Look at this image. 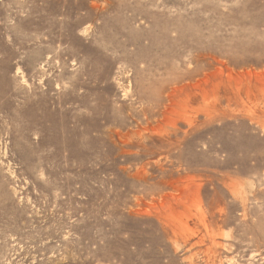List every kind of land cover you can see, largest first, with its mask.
Segmentation results:
<instances>
[{
  "label": "rangeland",
  "instance_id": "obj_1",
  "mask_svg": "<svg viewBox=\"0 0 264 264\" xmlns=\"http://www.w3.org/2000/svg\"><path fill=\"white\" fill-rule=\"evenodd\" d=\"M258 1L0 0V264H264Z\"/></svg>",
  "mask_w": 264,
  "mask_h": 264
},
{
  "label": "bare ground",
  "instance_id": "obj_2",
  "mask_svg": "<svg viewBox=\"0 0 264 264\" xmlns=\"http://www.w3.org/2000/svg\"><path fill=\"white\" fill-rule=\"evenodd\" d=\"M245 1H246V0H245ZM251 1H252V2H250V5H249V6H250V8H253L254 5H255V0H251ZM253 1H254V4L252 5L253 7H251V3H253ZM257 1H258V0H257ZM259 1H260V0H259ZM259 1H258V2H259ZM258 2H257V3H258ZM247 4H248V3H247ZM245 5H246V4H245ZM261 5H262V3H261ZM256 6H257V7H255V8L259 9V8H258L259 5H256ZM241 7H243V5H242ZM259 7H260V6H259ZM234 8H235V7H234ZM236 8H238V7H236ZM236 8H235V9H236ZM250 8H249V9H250ZM261 8H262V7H261ZM238 9H239V8H238ZM238 9H237V10H238ZM247 9H248V8H247ZM247 9H246V10L244 9V10L247 12ZM263 9H264V8H262V10H263ZM241 10H243V9L241 8ZM251 10H252V9H251ZM259 10H260V9H259ZM240 12H241V11H240ZM234 14H235V12H234ZM237 14H238V12H237ZM244 14H245V13H244ZM250 14H251V13H250ZM250 14H249V15H250ZM246 15H247V14H246ZM254 15L257 16L258 14H257V15H256V14H253V16H254ZM253 16H252V17H253ZM259 16H260V15H259ZM168 17H169V16H168ZM238 17H239V16H238ZM248 17H250V16H248ZM236 18H237V17H236ZM236 18H235V19H236ZM257 18H258V17H257ZM168 19H169V18H168ZM240 19H243V18H241V16H240ZM251 19H252V18H251ZM254 19H255V17H254ZM255 20H256V19H255ZM176 21H177V20H176ZM178 21H179V20H178ZM233 21H234V20H233ZM245 21H246V20H245ZM245 21H243V22L245 23ZM257 21H258V19H257ZM169 22H170V21H169ZM234 22H235V21H234ZM243 22H241V21L239 22L241 26H242L241 23H243ZM247 22H248V21H247ZM253 22H254V21H253ZM176 23H177V22H176ZM231 23H232V22H231ZM260 23H261V21H260ZM176 25H177V24H176ZM179 25H180V24H179ZM184 25H185V23H184ZM244 25H246V24H244ZM248 25H249V22H248ZM248 25H247V26H248ZM250 25L252 26V22L250 23ZM261 25H262V24H261ZM178 27H179V26H178ZM181 27H182V26H181ZM245 27H246V26H245ZM255 27H256V24H255ZM255 27H254V28H255ZM192 28H193V27H192ZM254 28H253V30H254ZM183 29H184V28H183ZM243 29H244V28H243ZM255 29H256V28H255ZM179 30H180V29H179ZM179 30H177V31L179 32ZM184 30H187V29L185 28ZM184 30H183V34L185 33ZM190 30H191V27H190ZM192 31H193V33L196 32L195 30H192ZM161 32H164V31H161ZM180 32H181V30H180ZM188 32H189V30H188ZM168 33H169V32H168ZM175 33H176V32H175ZM197 33H198V32H197ZM163 34H164V33H163ZM163 34L161 33V35H163ZM179 34H180V33H179ZM186 34H188V33H186ZM186 34H185V35H186ZM241 34H242V33H241ZM191 35H195V33L192 34V32H191ZM196 35H197V34H196ZM236 36H237V35H236ZM239 36H240V35H239ZM248 36H249V35H248ZM251 36H252V35H251ZM255 36H256V35H255ZM261 36H264V35H261ZM176 37H178V35H177ZM197 37L199 38V35H198ZM234 37H235V36H234ZM241 37H242V36H241ZM253 37H254V36H253ZM163 38H164V36H163ZM179 38H181V37H179ZM182 38H186V37L182 36ZM187 38L189 39V37H187ZM236 38H237V37H236ZM251 38H252V37H251ZM164 40H165V39H164ZM220 40H221V39H220ZM252 40H253V39H252ZM187 41H188V40H187ZM187 41H186V39H185V43H186ZM237 41H238V40H237ZM256 41H257V40H256ZM258 41H260V40L258 39ZM180 42H181V41H180ZM240 42H241V41H240ZM240 42H239V43H240ZM252 42H253V41H252ZM260 42H262V41H260ZM157 43H159V42H157ZM183 43H184V42H183ZM253 43H255V41H254ZM253 43H250V44L252 45ZM237 44H238V43H237ZM237 44H236V45H237ZM246 44H247V42H246ZM255 44H256V43H255ZM258 44H259V43H258ZM258 44H256V46H257ZM262 44H263V46H264V42L261 43V45H262ZM197 45H199V44H197ZM242 45H243V44H240L239 47H242ZM200 46H201V45H200ZM231 46H232V45H231ZM263 46H261V47H263ZM208 47H209V46H208ZM244 47H245V46H244ZM251 47H253V46H250V48H251ZM259 47H260V45H258V46L256 47V48H258L257 51L259 50ZM234 48H235V47H234ZM211 49H212V48H211ZM211 49H210V50H211ZM236 49H237V47H236ZM253 49H254V47H253ZM253 49H252V50H253ZM262 49H263V48H262ZM262 49L260 48V50H262ZM214 50H215V49H214ZM226 50H228V49H226ZM226 50H225V52H226ZM247 50H248V49H247ZM249 50H250V49H249ZM263 50H264V49H263ZM228 51H229V50H228ZM237 51H239V50H237ZM243 51H244V50H243ZM255 51H256V50H255ZM257 51H256V52H257ZM215 52H216V51H215ZM223 52H224V51H223ZM223 52H222V53H223ZM231 52H233V51H231ZM234 52H236V51H234ZM253 52H254V51H253ZM261 52H262V51H261ZM205 53H206V52H205ZM236 53H237V52H236ZM236 53H235V54H236ZM238 53H239V52H238ZM244 53H245V52H244ZM258 53H259V51H258ZM241 54H242V53H241ZM260 54H261V53H260ZM202 55H203V54H202ZM225 55H226V54H225ZM243 55H245V54H243ZM254 55H255V52H254ZM263 55H264V52H263ZM223 56H224V55H223ZM237 57H239V56H237ZM237 57H236V58H237ZM246 58H248V56H247ZM249 58H250V57H249ZM251 58H252V57H251ZM226 59H228V58H226ZM229 59H230V58H229ZM239 60L241 61L240 58H239ZM244 60H245V59H244ZM251 60H253V59H251ZM248 61H249V60H248ZM263 61H264V59H263ZM241 62H242V61H241ZM259 62H260V61H259ZM227 63H228V62H227ZM236 63H237V61H236ZM236 63H235V64H236ZM237 64H238V63H237ZM242 64H244V63H242ZM233 65H234V64H233ZM239 65H240V64H239ZM246 65H247V64H246ZM236 66H237V65H236ZM244 66H245V65H244ZM249 66H250V65H249ZM251 66H252V65H251ZM243 68H244V67H243Z\"/></svg>",
  "mask_w": 264,
  "mask_h": 264
}]
</instances>
